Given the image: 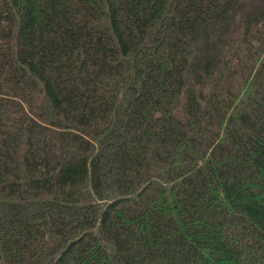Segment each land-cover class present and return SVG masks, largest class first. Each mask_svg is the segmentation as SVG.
I'll return each instance as SVG.
<instances>
[{
	"label": "trees",
	"instance_id": "16d2710c",
	"mask_svg": "<svg viewBox=\"0 0 264 264\" xmlns=\"http://www.w3.org/2000/svg\"><path fill=\"white\" fill-rule=\"evenodd\" d=\"M0 264H264V0H0Z\"/></svg>",
	"mask_w": 264,
	"mask_h": 264
}]
</instances>
